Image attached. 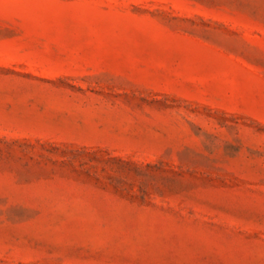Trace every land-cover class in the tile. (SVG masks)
Instances as JSON below:
<instances>
[{"label": "rangeland", "instance_id": "obj_1", "mask_svg": "<svg viewBox=\"0 0 264 264\" xmlns=\"http://www.w3.org/2000/svg\"><path fill=\"white\" fill-rule=\"evenodd\" d=\"M0 264H264V0H0Z\"/></svg>", "mask_w": 264, "mask_h": 264}]
</instances>
